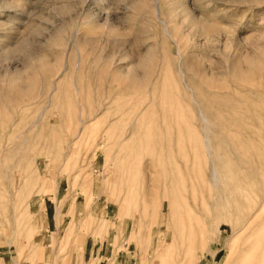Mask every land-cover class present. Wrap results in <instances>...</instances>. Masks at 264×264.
Here are the masks:
<instances>
[{"label": "rangeland", "instance_id": "obj_1", "mask_svg": "<svg viewBox=\"0 0 264 264\" xmlns=\"http://www.w3.org/2000/svg\"><path fill=\"white\" fill-rule=\"evenodd\" d=\"M0 257L264 264V0H0Z\"/></svg>", "mask_w": 264, "mask_h": 264}, {"label": "crops", "instance_id": "obj_2", "mask_svg": "<svg viewBox=\"0 0 264 264\" xmlns=\"http://www.w3.org/2000/svg\"><path fill=\"white\" fill-rule=\"evenodd\" d=\"M1 261H0V264H2V262H5V257H0Z\"/></svg>", "mask_w": 264, "mask_h": 264}, {"label": "bare ground", "instance_id": "obj_3", "mask_svg": "<svg viewBox=\"0 0 264 264\" xmlns=\"http://www.w3.org/2000/svg\"><path fill=\"white\" fill-rule=\"evenodd\" d=\"M248 223V222H247ZM243 228V227H242ZM244 230V229H243ZM248 230V229H247ZM242 231V230H241Z\"/></svg>", "mask_w": 264, "mask_h": 264}]
</instances>
